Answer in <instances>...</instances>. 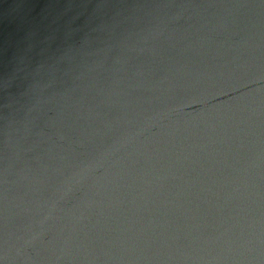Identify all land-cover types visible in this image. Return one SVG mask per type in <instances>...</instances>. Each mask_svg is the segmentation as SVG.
<instances>
[{"label":"water","instance_id":"obj_1","mask_svg":"<svg viewBox=\"0 0 264 264\" xmlns=\"http://www.w3.org/2000/svg\"><path fill=\"white\" fill-rule=\"evenodd\" d=\"M0 264H264V0H0Z\"/></svg>","mask_w":264,"mask_h":264}]
</instances>
